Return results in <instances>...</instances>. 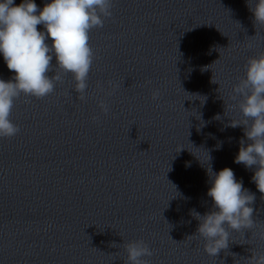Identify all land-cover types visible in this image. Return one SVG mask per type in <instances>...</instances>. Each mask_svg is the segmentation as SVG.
I'll use <instances>...</instances> for the list:
<instances>
[{
	"label": "clouds",
	"instance_id": "9594fccd",
	"mask_svg": "<svg viewBox=\"0 0 264 264\" xmlns=\"http://www.w3.org/2000/svg\"><path fill=\"white\" fill-rule=\"evenodd\" d=\"M248 7L254 25L264 27V0H248ZM111 8L112 0H51L42 9L34 0H23L18 5L14 0H0V54L7 68L15 73L7 81L0 79V138H11L20 131L10 114L21 94L42 99L53 93L56 82H62V77L70 73L78 99L85 100L95 59L90 31L104 26V19L112 15ZM38 25H43L44 31H39ZM52 72L55 74L49 76ZM212 82L216 83L213 79ZM158 97V90L153 91L152 99ZM233 100V108H238L242 118L230 126H243L246 137L239 142L234 162L247 169L255 168L251 180L264 198V53L248 59L244 76L233 86ZM99 107L108 113L109 106L103 100ZM206 171L211 182L207 196L212 198V210L203 215L191 212L199 221L196 235L204 239L205 253L217 257L221 250H226L232 231L249 230L264 240V222H260L259 231L253 232L258 227L253 218L255 194L244 188L231 168L216 173L209 164ZM123 248L125 264H149L144 257L153 255L143 240L124 243ZM245 260L246 264H264V251H253Z\"/></svg>",
	"mask_w": 264,
	"mask_h": 264
},
{
	"label": "water",
	"instance_id": "95a60500",
	"mask_svg": "<svg viewBox=\"0 0 264 264\" xmlns=\"http://www.w3.org/2000/svg\"><path fill=\"white\" fill-rule=\"evenodd\" d=\"M23 0H14L16 5ZM38 8L51 0H34ZM252 2V0H249ZM248 6V0H112L111 17L95 30L157 24ZM44 31L43 25L37 26Z\"/></svg>",
	"mask_w": 264,
	"mask_h": 264
}]
</instances>
